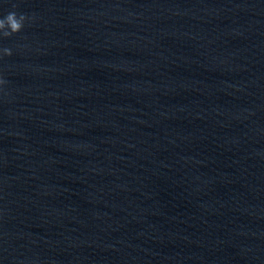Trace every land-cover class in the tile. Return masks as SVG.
Returning a JSON list of instances; mask_svg holds the SVG:
<instances>
[{"label": "water", "instance_id": "1", "mask_svg": "<svg viewBox=\"0 0 264 264\" xmlns=\"http://www.w3.org/2000/svg\"><path fill=\"white\" fill-rule=\"evenodd\" d=\"M13 10L0 264H264V0Z\"/></svg>", "mask_w": 264, "mask_h": 264}, {"label": "clouds", "instance_id": "2", "mask_svg": "<svg viewBox=\"0 0 264 264\" xmlns=\"http://www.w3.org/2000/svg\"><path fill=\"white\" fill-rule=\"evenodd\" d=\"M15 9V5H13ZM31 18L27 15L20 13L18 14L15 10L9 11L3 17H0V38H8L14 34H17L23 30L26 21ZM3 54L10 56L12 54L11 49L4 48ZM6 83L2 78H0V85Z\"/></svg>", "mask_w": 264, "mask_h": 264}]
</instances>
